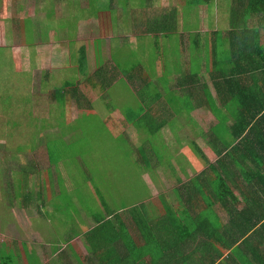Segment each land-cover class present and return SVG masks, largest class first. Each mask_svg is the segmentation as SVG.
I'll list each match as a JSON object with an SVG mask.
<instances>
[{"label": "rangeland", "instance_id": "obj_1", "mask_svg": "<svg viewBox=\"0 0 264 264\" xmlns=\"http://www.w3.org/2000/svg\"><path fill=\"white\" fill-rule=\"evenodd\" d=\"M77 1L70 2L67 17L48 20L45 19L47 5L43 1H33L31 7H24L21 3L11 7V3L6 4L4 1L7 7L0 9V224L1 228L5 226L7 233L19 240H35L36 243L47 240V234L42 236L32 233L31 227H26L32 221L43 222V225L52 227L36 213H33V218H29L19 201L30 189L25 185L30 184L31 187L32 184L34 187L38 177H41V172L32 176L37 161L35 159L45 158V167H48L47 149L52 151V160L59 166L57 170L51 169L50 178L60 180L62 193L56 200L62 199L67 205L61 216L64 217L63 221H68L76 230L92 228L95 225L92 216L103 214L106 218V213L110 214L112 210L117 212L132 209L150 193V189L144 187L147 182L143 178L150 177L151 174L144 168L138 152L139 147L147 146L144 142L146 139H143L137 125L131 124L124 131L120 124L126 107L137 109L140 106L137 87L139 89L142 82L137 77L133 81L129 80L131 85L123 83L127 81L125 78L122 82L118 80L124 77L122 71L133 69L137 61H141L146 71H151L146 74L156 76L158 54L154 49L156 39L152 37V32L145 35V39L139 38L141 35L137 38L133 36L143 34L136 30L141 29L140 25L147 19L154 18L153 14H149L153 9L142 8L135 2L130 6V18L126 10H117L106 19L111 25L105 24L97 29L95 26H84L79 33L74 32L75 20L104 10L96 5L80 11L74 10L72 7H79ZM123 1L126 0H119L117 9L123 7ZM152 1V6L158 7L156 17L164 9L174 8L178 13L183 11V18L189 23L194 25L198 21L195 32L227 28L225 18L230 0H219V4L216 0H211L213 7L210 10L205 6L193 10L181 0ZM60 12L63 14L65 9L57 8L55 11L56 14ZM119 16L121 20H125L124 29L115 26L119 22ZM24 19L32 22L30 46L24 43L19 29V21ZM142 27L147 29V26ZM112 29H116L114 33L109 31ZM177 32L184 33L180 17ZM94 38L96 40L93 44ZM164 41L166 39H160V48L164 46ZM81 45L87 46L86 74H81L78 70ZM94 49L96 53L97 50L104 52L103 58L109 68L114 67V61L111 60L110 63L111 56L119 61L118 82L110 84L101 92L95 89V93L85 97L86 102L81 96L84 110L80 115L75 102L70 107L67 104L60 105L61 110L58 105H54L51 97L54 88L66 80L83 81L87 74L92 75L98 60ZM160 66L161 70L165 67L163 64ZM61 112L68 115L67 123L65 119L57 120ZM184 132L187 133L186 128L179 132L182 145L185 141H190V137ZM175 147L172 151L182 161L186 154L181 146ZM190 147L189 144L188 151ZM42 164L44 163L41 162L36 167ZM163 167L162 165L155 170L160 191L171 185L173 180L170 176L184 179L176 167H173L172 172L168 167ZM187 174L192 176L195 171L190 170ZM16 195L19 196L17 199ZM118 214L122 216L121 212ZM63 234L61 239L58 238L61 248L57 251L68 252L66 245L72 241L79 243L80 252L85 254L78 234L72 233L71 237L65 231ZM57 255L45 254L43 258L55 261Z\"/></svg>", "mask_w": 264, "mask_h": 264}, {"label": "trees", "instance_id": "obj_2", "mask_svg": "<svg viewBox=\"0 0 264 264\" xmlns=\"http://www.w3.org/2000/svg\"><path fill=\"white\" fill-rule=\"evenodd\" d=\"M181 2H185L193 10L201 5L213 7L210 6V0ZM227 7V28L205 33L202 37L199 32H195L198 21L193 25L183 18V11H179V16L174 8L164 9L159 16L161 21L155 22L153 29L156 39L154 48H158L155 50L158 54L155 77L146 74L151 71H146L141 61H137L133 69L123 70L124 77L119 79V61L111 56L110 63L111 60L114 61V67L109 68L103 56L96 53L97 66L92 75L87 74L83 81L66 80L54 88L51 94L54 105L60 107L67 104L70 107L75 102L80 115L84 110L81 96H90L96 92L95 89L101 92L118 79L121 82L126 79L123 83L131 85L129 80L133 81L132 79L137 77L142 85L139 89L135 87L140 99L146 104H141L137 109L125 108V120L121 119L120 122L124 127L142 123V112L154 102L159 109L166 110L165 103L172 101L170 97L174 95L176 87L177 92L183 91L181 95L187 96L188 100L202 95L203 108L215 117L211 125L214 134L209 137L208 143L217 153L218 161L215 166L209 168L208 176L214 185L217 202L229 215L227 225L221 226L219 222L216 226L214 223L217 218L194 213L193 217H187V226H183L175 234L162 233L156 241V236L148 234L147 227L151 223L148 216H139L138 219L134 217V224H138L142 238L148 245L154 246L157 255H151L150 261L145 262L143 255H138L139 250L141 253L144 250L137 248L136 244L128 248L127 254L122 252L121 247L114 246V242L122 235H126L127 240L129 233L124 229L125 224L120 214L112 212L114 218L111 219L108 218L111 212L109 214L102 211L108 217L105 218L103 214L92 216L95 225L83 235L86 240L89 237L92 241L91 251L95 254V264H191V257L197 258L198 264H264V193L258 199H251L248 193H244L249 192L248 188L241 190L237 186L240 193L247 197L239 201L234 197L231 188V184H235L238 177L244 179L248 185L249 178L256 177V171L249 168H233V162L252 160L259 164L264 160V0H230V6ZM179 17L182 19L184 31L181 34L177 32ZM19 24L24 43L30 46L32 23L24 19L19 21ZM161 38L166 39V42L164 41V46L160 48ZM199 48L204 50L202 63L199 52L196 54ZM178 49L189 52L186 60L181 59L177 53ZM160 64L165 66L163 70ZM87 66V50L81 47L78 58L79 72L86 74ZM171 80L174 82L168 84ZM194 105L200 108L199 103L195 101ZM60 108L62 110V107ZM59 119H65V123L69 120L68 115L62 112L57 120ZM138 152L144 163L148 159L144 145L139 147ZM46 153L50 166L58 165L52 160V151L47 149ZM221 162H224L225 166L219 168ZM36 165H39L37 161L32 175L41 172L42 166L37 168ZM263 168L259 167V171ZM196 188L200 193L199 185H196ZM17 197L19 196L16 195V199ZM22 198L23 201H19L24 205L30 203L26 197ZM209 201L212 208V199ZM136 205L132 207L131 212L138 213ZM257 208L263 212L255 213ZM116 226H119V230ZM122 227L124 233H121ZM150 239L156 242H150ZM205 241H210L211 245L205 247ZM190 244L194 246L191 250L186 247ZM174 255L176 259L172 258ZM0 264H16L13 254L0 248Z\"/></svg>", "mask_w": 264, "mask_h": 264}, {"label": "crops", "instance_id": "obj_3", "mask_svg": "<svg viewBox=\"0 0 264 264\" xmlns=\"http://www.w3.org/2000/svg\"><path fill=\"white\" fill-rule=\"evenodd\" d=\"M4 1L6 4L11 3V7L17 6L18 3H21L24 7H31L33 1H43L47 5L45 8V19L48 20L55 17H67V12L70 10V2L72 0H0V9L7 7ZM78 1L76 4L79 7H72L74 10L80 11L92 5H96L99 9H103L104 11L96 15L89 14L80 20H75L74 22L76 25H74L76 26V31L74 32L80 33L81 28L84 26H95L97 29L105 24L111 25V23L106 19L108 16H112L114 11L116 12L117 10H126L130 18V6L132 3L136 2L142 8H148L149 10L153 9L149 14H153L154 18L147 19L144 24L140 25L141 29L136 30L143 32V34H133V36L137 38L138 35H141L139 38L145 39L147 37L145 35H149L151 34L149 32H152L151 35L153 38H155L153 31L154 24L157 21L160 22L161 19L156 17V9L158 7L154 8L152 6V0H140V2L137 0H126L125 2L123 1V7L121 6L118 9L117 7L120 5L119 0ZM49 2H51V4H49ZM216 2L219 4V0H216ZM81 4L82 6L80 7ZM202 6L205 5H201L200 7ZM210 6H213L212 2ZM205 7L208 8V10L211 8L208 6ZM57 8L65 9V12L63 14L61 12L60 14H56L55 11ZM50 9L53 11H50ZM74 19H76V16ZM225 21L227 23V17L225 18ZM124 25L125 20H121V17L119 16V22L115 26H120L123 28ZM142 25L147 26V29L144 30ZM115 30L112 29L109 31L114 33ZM213 31L215 30L206 31L200 33V35L202 37L205 35V33H211ZM95 40L96 38L92 40L93 44ZM132 40L134 39L132 38ZM81 47L87 48L86 45H81L80 48ZM103 48L105 47L103 46ZM154 49L158 50V48ZM198 52L200 54L202 63L204 50L199 48V50L196 51V54ZM177 53L180 55L181 59L186 60V55L189 52H182L178 49ZM94 54L96 55L95 49ZM97 54L104 56L103 51L100 53V51L97 50ZM171 82L174 81L171 80L168 82V84ZM177 90L178 87H176L175 92L173 91L174 95L170 97L173 102L168 100L169 102L165 103L167 105L166 110L159 109L157 104L154 102L150 106H147L146 110L142 112L140 116V119L143 122H139L137 127L139 132H141L143 139H146L144 142L147 144L145 149L148 159L144 162V168L147 171L149 170V174H151L150 177H145L143 180L147 182L144 187L150 189V193L137 203L136 206L138 208V213L131 212V209L117 211L118 213L121 212L122 221L125 224L124 229L126 230L127 234L129 233V236L127 240L126 235L120 236L114 242V246H118L119 248L121 247L122 252H125V254H127L128 248L133 247L134 244H136L137 248H143L144 251H146L148 247V250L145 253L144 251L142 253L140 250L138 251V255H143L142 259H144L145 262L150 261L151 255H156V253L154 251V246L148 245L142 238L138 224H134V217L138 219L139 216L145 218L148 216V218L151 220V223L148 224L147 227L148 234H152L153 237L156 236V241L160 238L162 233L175 234V232L180 230L183 226H187V217H193L194 213H199L205 217L211 216L213 218H217V222L214 223L216 226L219 222L221 223V226H226L229 220V215L220 207L219 203L217 202V196L214 192V185L208 176L209 168L211 166H215L218 161L217 153L215 152L212 145L208 143L209 137L214 134L211 125L213 124L215 117L211 112L203 108L202 105L204 98L202 95H197V97L195 96L193 100L192 98L188 100L187 96L181 95L183 91L177 92ZM139 101L140 105L146 104L143 99H139ZM194 101L199 103L200 108H198L197 105H194ZM193 106L195 107L194 109ZM122 126L124 127V125ZM127 128L128 127L126 126L123 130L126 131ZM183 128H186L187 130V133L184 132L185 135L190 137V141H185L186 143L184 145H182V141L179 139V137H181L179 132ZM189 144L191 145L190 151H188ZM203 144H205V147ZM174 145L181 146L183 148V152L186 155H184L182 161H179L175 157V154L172 151L176 148ZM37 158L38 159L35 160H37L38 163H44L41 165L42 168L40 166L41 177H38L39 180L35 183L34 187L32 184L31 187L30 184L29 186L25 185L27 189H30L28 192H25L23 196L26 197V200L30 201V203L26 205H24L22 202L21 203L25 207V212L29 218H33V213H36L40 219L44 220V222L51 224L52 227L49 228L48 226L43 225V222L32 221L30 222V225L28 224L26 226L31 227L30 231L32 233L35 232L42 236L47 234L48 238L42 243H36L35 240H19L17 237L7 233L5 226L1 228L0 224V236L3 235V237H0V248L13 254L16 264H95V254H93L91 251V248H93L91 245L92 241L89 237L88 240L83 237V235L85 236L86 232L92 228L87 230H76V228L71 226L72 224L63 221L64 217L61 216V213L67 208V205L64 204L62 199L60 201L56 200V198L60 197L62 193L60 180L56 177L50 178L51 169L53 168L57 170L59 166H50L48 155V167H45V158ZM35 160H33V163ZM162 165L164 166L163 168L168 167L170 172L174 171L173 167H176L178 171L182 173L184 179H180L177 176H170L173 180L170 183L171 185L165 190L160 191L157 180L159 178H157L158 176L155 170ZM221 166H225L224 162H221L219 168ZM231 166L236 169L249 168L250 170L256 171V177L249 178V185L241 177L237 178L235 184H231L234 197L239 201L247 198L244 193H248L251 199H258L261 197L264 193V168L262 171H259V167H264V160H261L259 164L253 162L252 160L233 162ZM190 170L195 171V174L192 176L188 175L187 173ZM196 185H199L200 193L198 192ZM237 186L241 190L248 188L249 192H244L242 194L238 190ZM209 199H212V208L210 207L211 201H209ZM19 200L23 201V198ZM112 212H114V210L111 211L110 217H114V213ZM262 212L263 210L260 208L255 209V213L261 214ZM116 229L119 230V226H116ZM64 231L67 232L68 236L70 237L72 233L78 234L80 236L81 241L79 242L82 244L81 246L85 251V254L80 252L81 248L79 247V243H73L72 241L66 245L68 252L62 253L61 250L57 251L58 248H61L60 243H58V238L61 239L62 236H64ZM81 231H85V234H81ZM204 232L206 231L204 230ZM121 233H124L123 227ZM68 236H66L67 239L69 238ZM169 236L171 235H168V237ZM149 241L156 242L155 240L151 239ZM168 243L170 244V242ZM202 244L204 243L202 242ZM210 245V241H205V247H209ZM186 247H190L191 250V247L194 246L190 244ZM56 253L58 255L55 261H50L49 259L46 260L43 258V255L45 254L52 256ZM125 254H123V256H125ZM185 254H187V252H185ZM224 257L222 259H224ZM172 258L176 259V256L174 255ZM190 263L198 264L197 258L191 257Z\"/></svg>", "mask_w": 264, "mask_h": 264}]
</instances>
